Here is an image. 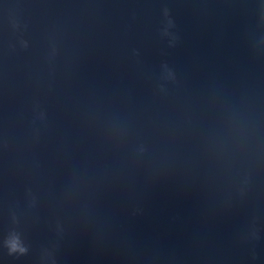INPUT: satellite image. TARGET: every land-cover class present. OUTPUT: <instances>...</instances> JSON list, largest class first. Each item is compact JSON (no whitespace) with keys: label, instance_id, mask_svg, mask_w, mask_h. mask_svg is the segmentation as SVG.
I'll list each match as a JSON object with an SVG mask.
<instances>
[{"label":"water","instance_id":"water-1","mask_svg":"<svg viewBox=\"0 0 264 264\" xmlns=\"http://www.w3.org/2000/svg\"><path fill=\"white\" fill-rule=\"evenodd\" d=\"M0 264H264V0H0Z\"/></svg>","mask_w":264,"mask_h":264},{"label":"clouds","instance_id":"clouds-1","mask_svg":"<svg viewBox=\"0 0 264 264\" xmlns=\"http://www.w3.org/2000/svg\"><path fill=\"white\" fill-rule=\"evenodd\" d=\"M15 247H16V245H15V244H13V245H12V248H13V249H15Z\"/></svg>","mask_w":264,"mask_h":264}]
</instances>
